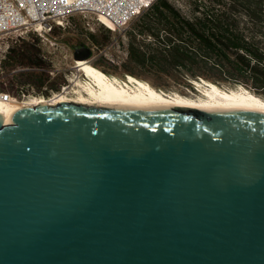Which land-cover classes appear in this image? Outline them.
<instances>
[{
  "label": "water",
  "instance_id": "obj_1",
  "mask_svg": "<svg viewBox=\"0 0 264 264\" xmlns=\"http://www.w3.org/2000/svg\"><path fill=\"white\" fill-rule=\"evenodd\" d=\"M0 264H264V109L8 107Z\"/></svg>",
  "mask_w": 264,
  "mask_h": 264
},
{
  "label": "trees",
  "instance_id": "obj_2",
  "mask_svg": "<svg viewBox=\"0 0 264 264\" xmlns=\"http://www.w3.org/2000/svg\"><path fill=\"white\" fill-rule=\"evenodd\" d=\"M177 1L153 0L134 18L121 35L127 38L121 62L102 54L91 63L107 74L146 80L159 90L185 94L196 89L194 80L203 78L226 88L243 85L264 98V0ZM108 25L92 33L99 49L112 42L114 26ZM38 39L12 47L6 63L48 66ZM44 73L15 75L21 84L41 89L49 79ZM7 90L0 85V92Z\"/></svg>",
  "mask_w": 264,
  "mask_h": 264
},
{
  "label": "built area",
  "instance_id": "obj_3",
  "mask_svg": "<svg viewBox=\"0 0 264 264\" xmlns=\"http://www.w3.org/2000/svg\"><path fill=\"white\" fill-rule=\"evenodd\" d=\"M153 0H0V78L11 76L9 82H1L0 85L16 86L17 93L10 90L1 91L17 99H24L30 94H45L48 98L60 92L62 88L54 89L48 85L50 78L39 89L40 92H30V88L36 89L31 83L21 84L15 75L21 71L37 70L49 72L55 75L60 71L55 61L56 49L60 53L65 51L66 59L73 58L76 46H69L62 42L57 30H75V18L81 16L86 20L87 26L93 29V24L108 25L112 23L113 29L124 30ZM106 19V20H105ZM109 26V25H108ZM37 36L38 46L41 48V57L48 62V66L31 67L22 64L6 63L12 47L18 42L28 39L29 33ZM77 45L91 47L94 45L89 35L81 39ZM41 45H46L42 47ZM92 48V47H91ZM93 49V48H92ZM127 51H125V57ZM93 57V56H92ZM7 66V67H6ZM51 68V69H49ZM69 85V84H68ZM51 87V88H50ZM35 91V90H34Z\"/></svg>",
  "mask_w": 264,
  "mask_h": 264
},
{
  "label": "bare ground",
  "instance_id": "obj_4",
  "mask_svg": "<svg viewBox=\"0 0 264 264\" xmlns=\"http://www.w3.org/2000/svg\"><path fill=\"white\" fill-rule=\"evenodd\" d=\"M106 20V19H105ZM108 24H112L106 21ZM75 67L83 71L72 76L71 84L64 86L48 98L44 94L30 95L23 100L0 94V113L6 117L8 107L38 104L55 105L56 102L73 101L92 104H157L182 106H233L264 109V98L251 92L243 85L226 89L212 82L196 81V95L188 96L178 92H164L156 89L148 81L128 75L122 79L107 74L95 67L90 59H75Z\"/></svg>",
  "mask_w": 264,
  "mask_h": 264
},
{
  "label": "rangeland",
  "instance_id": "obj_5",
  "mask_svg": "<svg viewBox=\"0 0 264 264\" xmlns=\"http://www.w3.org/2000/svg\"><path fill=\"white\" fill-rule=\"evenodd\" d=\"M173 1H175L177 3L179 2L177 0H173ZM74 21L76 23L75 30L67 29V30H63V31L62 30L56 31V35L60 36L61 41L66 43L69 46H75L78 43H81L82 42L81 39L84 38L86 35H89L91 40L93 41L92 33H101L105 29V25L100 24L98 22H95L93 24V29L89 28L87 26L86 20L81 16H77ZM112 30L114 31V35L112 38V42L108 46H106V47L104 46L103 48L99 49L98 46L94 43V41H93L94 45L91 44L93 51L96 53L93 57L90 58L91 62L97 56L102 55V54L105 56L114 58L116 60V62H121V60L125 57V51H126L125 45H126L127 38L124 35L121 36L123 33V30H119V29H112ZM119 36H121L120 40H119ZM36 37L37 36L35 34L30 32L27 36V38H28L27 40H32L33 38H36ZM21 42L19 41L18 44H20ZM41 46L47 48L46 45H41ZM56 52L57 53L54 54L55 61L57 63V66L60 67V71L58 73H56L55 75H52L49 72H47V74L49 75L48 78H50V76H51L50 82H47L48 85L54 84V85H52V86H54V89H57L58 87L62 88V86H64V85L67 86L68 84H71L70 78L72 76L81 75L83 78L85 77V75L83 74V71L78 70L75 67L76 60H75V64H74L73 58L69 57L68 59H66L64 57V55H66L65 51L60 53L59 49H56ZM49 69H51V68H49ZM9 79L12 80V77L11 76H2L0 78V81L1 82L2 81L3 82H5V81L9 82ZM122 79H126V78H122ZM1 86L7 87L4 84ZM223 88H226V87H223ZM230 88H234V87L228 86V88H226V89H230ZM8 89L11 90L13 93H17V91H18V90H16L17 89L16 86H8ZM30 92L38 93L40 91L37 87H36V89H33L31 87ZM40 93H42V92H40ZM198 93L199 92L197 91V89H188L184 95L192 96V95H196ZM5 95H7V94H5ZM30 95H37V94H30ZM7 96L14 98V99H17L15 97L10 96V95H7ZM29 96H27L25 98H28ZM17 100H23V99H17Z\"/></svg>",
  "mask_w": 264,
  "mask_h": 264
}]
</instances>
